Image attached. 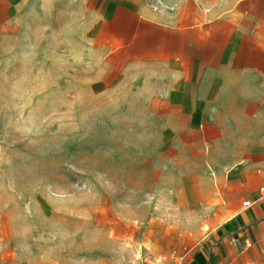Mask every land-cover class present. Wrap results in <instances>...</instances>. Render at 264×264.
I'll return each instance as SVG.
<instances>
[{"label":"rangeland","instance_id":"1","mask_svg":"<svg viewBox=\"0 0 264 264\" xmlns=\"http://www.w3.org/2000/svg\"><path fill=\"white\" fill-rule=\"evenodd\" d=\"M55 34L0 39V264H184L228 216L207 167L164 148L87 38Z\"/></svg>","mask_w":264,"mask_h":264},{"label":"crops","instance_id":"2","mask_svg":"<svg viewBox=\"0 0 264 264\" xmlns=\"http://www.w3.org/2000/svg\"><path fill=\"white\" fill-rule=\"evenodd\" d=\"M43 29L87 38L163 121L164 148L207 167L204 196L228 216L184 264H251L247 244L264 247V0H0V39Z\"/></svg>","mask_w":264,"mask_h":264},{"label":"built area","instance_id":"3","mask_svg":"<svg viewBox=\"0 0 264 264\" xmlns=\"http://www.w3.org/2000/svg\"><path fill=\"white\" fill-rule=\"evenodd\" d=\"M251 245V243H248L247 244V247H249ZM1 259H2V250L0 249V261H1ZM160 259H157V261H159Z\"/></svg>","mask_w":264,"mask_h":264}]
</instances>
